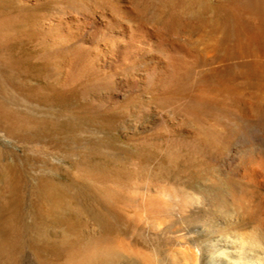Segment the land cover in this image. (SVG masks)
<instances>
[{
	"label": "rangeland",
	"instance_id": "rangeland-1",
	"mask_svg": "<svg viewBox=\"0 0 264 264\" xmlns=\"http://www.w3.org/2000/svg\"><path fill=\"white\" fill-rule=\"evenodd\" d=\"M105 21L153 48L86 34ZM263 165L264 0H0V264L206 260L217 204L264 200ZM195 195L191 244L161 209Z\"/></svg>",
	"mask_w": 264,
	"mask_h": 264
},
{
	"label": "bare ground",
	"instance_id": "bare-ground-1",
	"mask_svg": "<svg viewBox=\"0 0 264 264\" xmlns=\"http://www.w3.org/2000/svg\"><path fill=\"white\" fill-rule=\"evenodd\" d=\"M129 33L130 32H129V30L127 28H121L120 26H117L116 24H113L111 22H106L105 21V22L99 23L94 29H92V31L90 33L88 32L86 34H88V36L91 39H94V40H97V41L98 40L99 41L102 40L103 42L104 41H108L107 43L110 42L111 48L114 49V50H116L117 52H127V53L128 52H135V53L136 52H139L140 53V52H146L147 50H150V49L153 48V45L150 42L154 41L153 39H155L156 35H154V34L152 35V34L149 33L147 35L148 39L146 41H142L139 38V40H141V41H138V39H137L136 42H138V43L134 42V40H130V41L128 40L129 42H126L125 39H124V37L127 36ZM143 37H141V38H143ZM147 37L145 36V38H147ZM131 39H133V38H131ZM104 44H105V42H104ZM174 52H187V54H188V52H191V51H189L185 47H178V48H175ZM135 53H133V54H135ZM175 58L171 59V60H173L171 62V66H173V71L170 73L169 69L167 70V68H166V70L164 69L165 71L162 72L163 70L161 69V73H158V74L156 73L155 78H157V79L164 78L168 73L170 74L169 76L172 77L180 69H182V68L184 69V66L186 64L185 61H182L183 59L182 60L180 59V61H179L178 58H177L178 61H176ZM262 164H263V162H262ZM261 168H259L258 170L260 171ZM254 172H255V170H254ZM258 172H257V174H258ZM248 173H251V172H248ZM245 175H247V174L245 173ZM246 177H248V176H246ZM249 177L251 178L253 176L249 174ZM174 202H176V201H174ZM170 203L168 205H166L164 208L161 209V211H162L161 212V217H162L161 219H162L163 226H164V229H163L164 232L167 233V234L168 233L169 234H171V233H178V234L181 235V238L183 237L185 239V241L183 240L184 242L191 243V244L194 243L195 244V242L198 241V238L200 236V235L197 236V234L199 233V230L202 229L201 231H205L204 228H206L204 225L201 226L199 223L196 222V219L199 216L198 215V212H196V210L194 208H192V207L186 209L183 206V204H181V203H173V201L170 202ZM223 203H224V201H223ZM223 203L220 202V203L217 204L216 211H220V213H222L221 210H220V208L221 207H224L225 204H223ZM197 209L199 210V208H197ZM207 211L205 213H207ZM211 211L209 213H211ZM211 214H213V211H212ZM159 215H160V213H159ZM203 215H205V214H203ZM200 216H202V215H200ZM206 216H208V215H206ZM212 217H213L212 220H211L212 222L207 227L208 228V230H207L208 232L207 233H209V236H208L209 238H207L208 243H207V245H204V246L202 245L203 246L202 255H204L207 259L206 260H203V259L201 260L199 258V256H198L196 250L194 251V249H193V251L190 254V258H192V263L191 264H228V261L225 260L222 257H219L217 255V252L219 250H221V249H226V250L231 251L232 245L226 240L225 237L227 235L231 234L234 231H244L246 229L245 226H244V223L241 221V219H239L238 221L231 220L224 213H222V216L215 215V213H214V216H212ZM203 219H205V217ZM208 219H209V217H208ZM201 223H202V221H201ZM253 224H254V222H253ZM191 233H194V235L191 234ZM199 234H202V233H199ZM205 234H206V232H205ZM191 244H187V245L190 246ZM192 246L193 245L190 246V249H191ZM171 254H173V253H171ZM199 254H201V253H199ZM183 256H185V255H183ZM248 257L253 262V264H264V251H262L260 249H252V250H250L249 253H248ZM101 261H103V260H101ZM190 261H191V259H190ZM172 263H175V261L172 262ZM183 263H181V261H177L176 262V264H183Z\"/></svg>",
	"mask_w": 264,
	"mask_h": 264
},
{
	"label": "clouds",
	"instance_id": "clouds-1",
	"mask_svg": "<svg viewBox=\"0 0 264 264\" xmlns=\"http://www.w3.org/2000/svg\"><path fill=\"white\" fill-rule=\"evenodd\" d=\"M203 203L199 195H195L188 200H182L183 206L187 209ZM221 212L229 219L238 221L242 217H254L255 223L249 230L234 231L227 235L226 240L232 245L231 251L221 249L217 252L219 257L228 261V264H253L248 253L252 249L264 251V200L259 203L251 199L241 198L234 203L225 202ZM153 264H159V258L153 256Z\"/></svg>",
	"mask_w": 264,
	"mask_h": 264
}]
</instances>
